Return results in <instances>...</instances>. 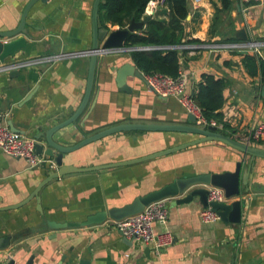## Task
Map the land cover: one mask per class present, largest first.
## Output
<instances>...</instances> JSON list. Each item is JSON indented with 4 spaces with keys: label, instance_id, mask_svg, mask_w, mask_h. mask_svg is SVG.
Segmentation results:
<instances>
[{
    "label": "crops",
    "instance_id": "1",
    "mask_svg": "<svg viewBox=\"0 0 264 264\" xmlns=\"http://www.w3.org/2000/svg\"><path fill=\"white\" fill-rule=\"evenodd\" d=\"M186 1L188 13L182 22L181 45L192 39L202 44L260 42L264 59V0L255 4L226 0V6L223 0ZM28 2L0 0V32L18 27ZM93 3L94 0L36 2L26 17L27 34L19 35L25 46L5 59V63H17L63 55L53 65L0 74V124L9 129L12 125L22 131L19 134L43 145L44 150L43 134L70 118L83 100L89 57L82 53L91 46ZM146 18L143 28L135 33H143L151 20L167 27L168 6L160 9L149 3L142 20ZM105 26L108 31L119 29L109 23ZM9 40L0 38V43ZM130 54L107 51L98 57L84 108L72 123L54 133V142L71 147L120 124L190 125L188 113L177 97H159L134 77H128L122 89L117 87V70L125 64L135 67ZM245 56L258 58L236 51L178 50V72L185 75L186 93L192 99L203 75L223 79L226 86L219 112L225 124L216 121L220 125L218 132L264 148V139L256 141L250 135L264 120V77L259 70L249 73L243 62ZM196 138L168 132H121L67 154L63 164L80 169L114 165ZM40 155L45 162L30 169L23 160L0 153V208L25 202L16 209L0 210V240L5 243L0 249V264H264V160L251 161L225 145L206 142L139 163L64 175L39 188L48 174L58 169L53 158L44 151ZM237 163H241V194L226 203L245 202L239 223H203L199 213L204 207L198 197L179 205L175 203L177 199H164L167 224L154 223L153 232L158 236L168 234L172 243L156 252L122 237L110 227L112 220L108 218L102 223L83 225L89 217L129 205L175 179L233 172ZM38 188L37 198L35 195L30 199ZM48 221L80 226L51 230Z\"/></svg>",
    "mask_w": 264,
    "mask_h": 264
},
{
    "label": "water",
    "instance_id": "2",
    "mask_svg": "<svg viewBox=\"0 0 264 264\" xmlns=\"http://www.w3.org/2000/svg\"><path fill=\"white\" fill-rule=\"evenodd\" d=\"M38 1L45 2L46 0H29L26 6L23 9L22 16L19 22L18 27L15 30L9 32H0L1 39H10L8 43L1 44L0 43V61L5 62V59L10 57L12 54L17 52L19 49H22L25 46V41L23 38H20L19 35H26V17L31 9V7ZM103 0H94L91 12V46L86 53L89 57V67L88 74L86 80V88L83 96V100L77 109V111L67 120L56 124L47 129V131L43 134L46 142V149L44 150L43 145H36V152L38 154H44L50 158H53L55 166L58 168L56 172H52L48 174V177L40 184L41 186L45 185L49 181L62 177L64 175L86 172V171H95L100 170L101 168H111L116 166L129 165L134 163H139L142 161L154 159L160 156H165L168 154H172L181 150H184L189 147H193L206 142H216L222 145H225L239 153H242L250 158L252 161L254 158H258L264 160V148L250 146L248 144L241 143L221 132H218L215 128L207 127V128H199L194 125L195 118L191 115H188L187 119L190 125H182V124H156V123H148V124H120L117 126H113L98 132L95 135H92L78 144L66 147L57 144L52 140V136L57 131L64 129L67 125L72 123L80 114L82 109L84 108L93 86L94 73L97 64L98 57L103 54L108 49L120 48L125 44L126 38L129 34L136 32L137 30H141L143 28L144 23L147 21V18L143 22L136 23L134 20H131L130 24L123 29H117L114 31H108L107 29H101L98 25V11L100 4H103ZM13 39V40H11ZM242 39H245L242 33ZM128 77H134L142 82L144 81L143 75L141 72L134 66L130 64L122 65L116 72L115 82L118 88H123L125 85V81ZM10 130L16 133H22V131L14 128L12 125H9ZM168 132V133H180V134H190L196 136L197 138L188 143L182 144L180 146H176L173 148H169L163 150L161 152H157L151 154L149 156L130 160L126 162H122L119 164H112L107 166H100L94 168H74L71 166H65L63 164L64 156L72 153L73 151L98 140H101L110 135L121 133V132ZM56 153V156H54ZM240 169L241 163H237L235 170L233 172H227L223 174H198L186 178H178L175 179L170 184L164 186L163 188L150 192L144 196L136 198L131 204L126 205L122 208H113L109 209L106 212L97 213L87 219V221L83 225L97 224L102 223L107 218L113 221L121 220L125 217L135 215L141 212L146 206L153 202L161 201L164 199H177L176 204L187 203L192 200L193 197H198L200 203L204 208L211 207L213 211H215L219 217L220 221L228 224L230 223H239L241 220V211L242 207H244L245 202L243 200H236L232 203H216V202H207V190L206 187H216L220 188L224 191V195L226 200L232 197H238L241 194V184H240ZM243 183H245V178H243ZM199 186V187H198ZM198 187V188H194ZM246 187V186H245ZM39 188L33 192L30 196V199L35 197L37 198V192ZM186 195V196H184ZM182 197L178 199L177 197ZM25 202L21 204L8 206L4 208H0V210H10L16 209ZM47 227L51 230H59L65 229L68 227L80 226V224H58L55 222L48 221L46 222ZM129 242V241H128ZM5 245L4 240H0V249ZM147 250H149L147 248ZM14 262H10L9 264H13ZM29 264V263H28ZM86 264V263H80ZM233 264V263H231Z\"/></svg>",
    "mask_w": 264,
    "mask_h": 264
},
{
    "label": "built area",
    "instance_id": "3",
    "mask_svg": "<svg viewBox=\"0 0 264 264\" xmlns=\"http://www.w3.org/2000/svg\"><path fill=\"white\" fill-rule=\"evenodd\" d=\"M168 0H154L150 2L156 8H166ZM262 0H239L243 4H255ZM263 44L260 42H223L210 44L202 43H188L180 46H166V47H153V46H141V47H120L116 49L106 50L116 53L126 52L131 53L135 51L149 52L154 50H180L188 51L191 53L199 50H209L211 52H240L255 54L258 58H263L260 48ZM104 52V53H105ZM86 54V53H82ZM63 55L53 56H41L31 59H26L17 63H5L0 61V74L11 73L18 69L35 67L39 65H53L57 63ZM143 75L144 81L148 88L153 91L157 96L168 98L177 97L185 108L188 115L195 118V123L198 127L207 128L212 127L217 131L220 130V125L214 120H206L202 115L200 108L194 103L191 96L186 93V79L185 75L178 72L177 77L173 78L164 74H152ZM253 140L259 141L264 139V120L261 124L252 131L250 134ZM37 142L35 139L28 138L22 134L11 131L8 127L0 124V153L5 156L23 160L28 168L35 169L45 162L44 156L36 152ZM207 190V202L226 203L227 200L224 195V191L216 187H206ZM200 220L203 223H215L220 221L219 215L211 209L206 207L199 213ZM168 215L167 209L163 201H157L146 206L141 212L125 217L118 221L111 222V228L118 232L122 237L127 240H132L141 243L143 246L152 248L155 252L160 248L168 246L172 243V238L167 235L158 236L153 232V224H159L165 226L167 224ZM15 264V263H13Z\"/></svg>",
    "mask_w": 264,
    "mask_h": 264
},
{
    "label": "trees",
    "instance_id": "4",
    "mask_svg": "<svg viewBox=\"0 0 264 264\" xmlns=\"http://www.w3.org/2000/svg\"><path fill=\"white\" fill-rule=\"evenodd\" d=\"M98 11V23L105 29L106 23L118 26L120 29L130 24L131 20L139 23L142 20L147 5L154 0H103ZM226 6L228 2L223 0ZM169 21L167 27L156 21H148L143 33H132L126 38L125 47L141 46H180L183 43L182 22L187 16L186 0H168ZM189 43H199L198 40H188ZM135 67L144 75L164 74L170 77L178 75V50H154L149 52H131ZM250 74L261 71L264 77V59L245 56L244 61ZM226 82L211 75H203L197 92L193 95L194 103L200 108L202 115L208 121L223 123L219 112L223 106V90ZM222 133V131H220Z\"/></svg>",
    "mask_w": 264,
    "mask_h": 264
}]
</instances>
